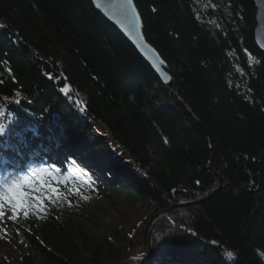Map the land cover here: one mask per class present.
Wrapping results in <instances>:
<instances>
[{"label": "trees", "instance_id": "trees-1", "mask_svg": "<svg viewBox=\"0 0 264 264\" xmlns=\"http://www.w3.org/2000/svg\"><path fill=\"white\" fill-rule=\"evenodd\" d=\"M134 1L172 88L90 0H0V179L78 163L84 179L102 172L155 214L209 198L221 176L215 197L155 224L152 264H264V53L253 1ZM77 188L90 203L107 194L97 183ZM76 212L60 197L11 218L21 263L121 262ZM139 236H113L129 264L143 257Z\"/></svg>", "mask_w": 264, "mask_h": 264}, {"label": "rangeland", "instance_id": "rangeland-1", "mask_svg": "<svg viewBox=\"0 0 264 264\" xmlns=\"http://www.w3.org/2000/svg\"><path fill=\"white\" fill-rule=\"evenodd\" d=\"M0 144L2 146L5 145V142L1 138V132ZM42 163L44 164L43 161ZM75 164L76 170L70 171L67 174L62 173L61 165L53 163V167L43 166L34 172L24 174L20 177L5 181L0 179V191L3 190L2 186L4 183H10L14 180L22 181L25 178L34 179L46 170V174L43 177L44 180L59 189L60 197L70 204L75 205L77 212L71 215L73 221L76 224H82L100 242L110 243L116 248L123 260L111 264H129L128 250L126 247L118 245L113 236L116 232L123 233L128 239H131L135 235H140L141 247L144 249V232L150 218L154 215L155 206L142 207L140 205H133L130 200L118 193L117 181L115 179L107 178L102 172H99V174L89 172L87 175L88 178H91V181H89L81 177L78 170L79 164ZM80 181H84L86 186H92V183L99 184L106 191V196L98 197L93 203L88 202L87 196L81 189L77 188ZM77 189L79 190V194H77ZM25 190L31 191L27 187ZM34 194L48 195L46 189L43 192ZM49 204L50 200L45 198V206ZM4 211V217H0V261L5 264H22L21 259L24 254V248L18 235L10 226L11 210L7 205H5ZM135 247L136 251L138 247L137 245ZM145 256L146 251L144 249V254L139 264H147ZM35 264H45V262L37 259Z\"/></svg>", "mask_w": 264, "mask_h": 264}, {"label": "water", "instance_id": "water-1", "mask_svg": "<svg viewBox=\"0 0 264 264\" xmlns=\"http://www.w3.org/2000/svg\"><path fill=\"white\" fill-rule=\"evenodd\" d=\"M95 9L111 23L122 36L135 48L143 60L153 69L159 80L169 88L173 87V79L167 72V65L157 50L147 41L144 34V24L134 0H90ZM256 9L254 40L257 47L264 53V0H252ZM222 189L220 184L211 196L204 200L178 202L170 208L155 213L149 220L143 237V247L146 251V263H152L153 228L155 224L166 218L168 213L176 208H188L202 204L215 197ZM186 231V230H185Z\"/></svg>", "mask_w": 264, "mask_h": 264}, {"label": "snow or ice", "instance_id": "snow-or-ice-1", "mask_svg": "<svg viewBox=\"0 0 264 264\" xmlns=\"http://www.w3.org/2000/svg\"><path fill=\"white\" fill-rule=\"evenodd\" d=\"M4 128L0 127V132H3ZM46 170L36 176L34 179L25 178L22 181H11L10 183H4L0 191V217L5 215V205H7L12 212V220L16 221L18 217L22 214L27 218L33 210L36 213H43L46 211L45 198L48 200H53V198L59 199L60 192L59 189L50 185L46 180H44V175ZM31 189V191H26L25 188ZM46 189L47 194L35 195L34 193L43 192ZM77 194L79 190L77 189ZM228 257H233L232 252H227Z\"/></svg>", "mask_w": 264, "mask_h": 264}]
</instances>
